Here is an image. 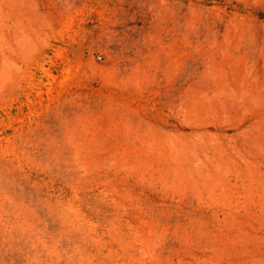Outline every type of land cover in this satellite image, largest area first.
I'll return each mask as SVG.
<instances>
[{
    "label": "rangeland",
    "instance_id": "1",
    "mask_svg": "<svg viewBox=\"0 0 264 264\" xmlns=\"http://www.w3.org/2000/svg\"><path fill=\"white\" fill-rule=\"evenodd\" d=\"M0 264H264V0H0Z\"/></svg>",
    "mask_w": 264,
    "mask_h": 264
}]
</instances>
